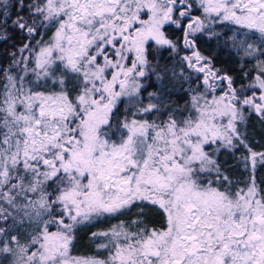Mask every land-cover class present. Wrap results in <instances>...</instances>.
Here are the masks:
<instances>
[{
    "label": "snow or ice",
    "instance_id": "snow-or-ice-1",
    "mask_svg": "<svg viewBox=\"0 0 264 264\" xmlns=\"http://www.w3.org/2000/svg\"><path fill=\"white\" fill-rule=\"evenodd\" d=\"M217 27L243 37L246 85L200 51ZM10 28L27 39L0 65V264H264V151L239 130L246 110L264 120V0H0V41ZM181 48L190 104L149 119L163 102L143 104L141 81L175 77L156 53ZM241 147L250 174L233 181L216 156ZM138 204L164 226L141 209L135 230L91 234L102 255H73L81 226Z\"/></svg>",
    "mask_w": 264,
    "mask_h": 264
},
{
    "label": "trees",
    "instance_id": "trees-1",
    "mask_svg": "<svg viewBox=\"0 0 264 264\" xmlns=\"http://www.w3.org/2000/svg\"><path fill=\"white\" fill-rule=\"evenodd\" d=\"M11 35V39L7 41H0V65L7 66L9 63L8 53L15 51V47L23 45L26 41V36L20 32H16L11 28L8 30ZM169 32L174 34L175 37H180L182 34L180 31L174 29H169ZM51 35V31H46L43 35V39L47 40ZM40 37H37L39 39ZM225 38L227 44L236 43V39ZM197 45L204 56L211 58L213 65L220 69L221 72H228L236 81V84H245L242 79L239 77V72L237 67L240 65H235L231 62V51L226 47L224 48V53L227 55L221 57V50L215 54L213 44L209 41L205 35H202L197 41ZM15 46V47H14ZM237 53V58L241 60V65L243 60L248 58H241L239 51L234 49ZM242 53V52H241ZM190 54L180 49L179 55L176 53H169L168 51H160L156 53L157 58L161 63H167L168 67L175 71L177 75L173 77L171 72L163 80H158L155 74H151L150 77L146 80H142L141 83L144 84V88L141 91V96L143 99V104H147L148 93H156L158 95L157 100H153V103L163 102L161 113L156 115H150L149 119H156L157 122L166 117L163 115V112L170 109H179L183 112L190 104L191 89L198 86L197 83H192L191 81H186L180 75V69L184 67L183 62L180 60V56ZM236 58V59H237ZM151 59V57H150ZM156 61L154 60L153 63ZM253 68V66H252ZM186 76L192 77L195 79V74L186 70ZM202 79V76H201ZM200 90L203 91V87H200ZM219 94V92H217ZM134 107L124 102L120 105L121 118L123 115L131 116V113L134 111ZM139 118V117H137ZM239 130L247 141L249 147H251L256 152L264 151V120H262L258 115H246V120L243 124L239 125ZM247 151L241 147L238 150L232 151L229 149L222 148L216 156L218 163L221 166L222 171L225 172L228 177L233 181H246L249 177V170L245 169L241 156H247ZM255 180L258 185L264 187V165L257 164L255 169ZM240 187H244V183L239 184ZM143 210L145 215L142 219L146 222L148 227L159 228L164 226V217L163 214L156 209L155 207H149L147 204H138L134 205L130 210L125 211L122 215H117L114 217H103L91 224H86L80 227L76 234L75 246L73 248L74 252H78L84 255H102L103 253L96 248V245L101 243L99 239H93L91 234L93 232L105 231L111 228L114 225H118L123 222L126 226L131 225L132 229L135 230L136 225H132L131 222L139 217V211ZM143 226V225H141Z\"/></svg>",
    "mask_w": 264,
    "mask_h": 264
},
{
    "label": "rangeland",
    "instance_id": "rangeland-1",
    "mask_svg": "<svg viewBox=\"0 0 264 264\" xmlns=\"http://www.w3.org/2000/svg\"><path fill=\"white\" fill-rule=\"evenodd\" d=\"M215 30H216L217 32L221 33L220 38L210 37L209 35H205L206 38H207L209 41H211V44H213V46H214L213 48H216V49H214L215 54H217V52L220 51L219 49H220L221 46H222V47H226L228 50H231V49H232V51H235L234 49L236 48V50L239 51V55H240L241 58H246V57H248V56L245 55V53H244L243 51L240 50V48H239V44H238V43L227 44V43L225 42L224 38H230V37H233V34H230V33H224V32H230V31H232V30H230V28H228V27H217ZM235 38H237L236 40L238 41V40L242 39L243 37L237 35ZM250 42H251V41H250ZM234 45H235V46H234ZM241 52H242V53H241ZM236 54H237V53H236ZM225 56H227L225 53H221V57H225ZM246 59H248V60L251 62V64H253V62H254V61H253V58L248 57V58H246ZM252 70H253V68H252ZM223 73H224V72H223ZM247 83H248V79H247L245 85H246ZM245 115H247V110L245 111ZM123 116H124V115H123ZM129 118H131V116H130ZM73 255H76V256H91V255H84V254H81V253H78V252H74V251H73Z\"/></svg>",
    "mask_w": 264,
    "mask_h": 264
},
{
    "label": "flooded vegetation",
    "instance_id": "flooded-vegetation-1",
    "mask_svg": "<svg viewBox=\"0 0 264 264\" xmlns=\"http://www.w3.org/2000/svg\"><path fill=\"white\" fill-rule=\"evenodd\" d=\"M224 33L233 34L232 31L224 32ZM224 40H225V38H224ZM219 50H221V53H224V48H222V46H221V48ZM230 51H231V55H230L231 62L233 64L237 65V66L240 65V67L239 66L237 67V70H238V72L240 74L239 77L242 79L243 83H246L247 79L244 78V73L247 72L249 74V78H250L251 75H252V72H253V70H252L253 64H251V62L248 59H244L243 60V64L241 65L242 62H241L240 58L239 57L237 58L236 53L234 51H232V49ZM224 73L230 75L228 72H224ZM224 73L221 72V74H224Z\"/></svg>",
    "mask_w": 264,
    "mask_h": 264
}]
</instances>
